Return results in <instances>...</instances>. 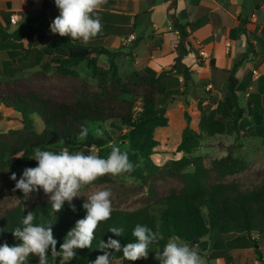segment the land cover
<instances>
[{
  "label": "trees",
  "instance_id": "obj_1",
  "mask_svg": "<svg viewBox=\"0 0 264 264\" xmlns=\"http://www.w3.org/2000/svg\"><path fill=\"white\" fill-rule=\"evenodd\" d=\"M188 26L196 29L199 23L184 24L179 19H174L173 28L180 33L181 40L173 66L168 71L160 72L147 67L146 71L150 76L147 81L155 79L156 83H148V86H141L136 90L121 89L122 80L118 76L115 61L118 52L103 46H82L63 42V40L50 42L49 46L37 48L36 63L43 64L42 61L46 56H55V61L65 67L76 66L88 60L95 73L99 75V83L96 87L92 90H82L46 84L36 86L27 79L17 80L15 86L9 84L3 86L6 94L0 95V101L15 106L25 115L24 125L27 129L35 128L34 119L28 117L30 111L40 116L44 122L42 133L30 140L29 146L32 151L56 147L60 150L67 148L74 153L80 151L82 147L89 149L93 146H103L106 139L95 137L90 130L84 141L78 140L80 129L85 126L89 129V122L120 120L130 126L125 139L130 141L131 150L122 151L128 153L133 170L126 173L140 180L141 185L147 187V196L139 207L113 208L110 219L98 224L92 247L77 249V256L68 261L71 264H91L98 255L103 254L97 248L99 242L101 240L106 242L109 236L120 239L122 245L133 242L135 237L132 236V230L137 224L147 225L153 231L159 232L162 237L158 243L150 246L149 253L153 252L154 246H158L162 251L163 246L172 237H179L192 246L196 244L199 246L202 239L207 236L212 238L217 235L239 233L246 234L259 250V243L252 237V234L255 232L264 237V182L250 188L242 187L236 175L248 169L249 165L246 160L229 152L220 159H214L210 165L206 164L203 156H182L162 167L152 159L155 148L159 145L154 129L157 126H166L171 121L168 116H165L164 102L166 101L163 96L169 89L171 74L176 71L184 76L186 82L190 79V68L183 62L184 57L192 51ZM20 34L21 36L24 34L23 28L13 33L2 32L4 39H18ZM231 36L235 38L237 30H233ZM251 51H254V44L249 38L247 52L236 67L248 57ZM103 54L109 56L108 69H100V64L104 61L99 57ZM211 64L214 66V62L211 61ZM235 69L228 70V91L224 105L229 110H236L238 117L234 125L229 124L223 116L216 117L208 126L210 135L237 131L238 118L243 117V108L239 104L238 79L234 75ZM125 93L142 95L143 109L137 118L134 117V99L122 97ZM185 117L188 124L183 130L182 141L176 149L177 153H189L201 146L200 140L190 134L191 117L187 111H185ZM8 146L9 142L0 140V177L4 175L11 182L10 186L6 185L8 190L5 191L0 183V199L5 194L11 196L22 193L21 190L15 188L16 181L11 178L13 173H7L4 169L3 157ZM36 164V160L23 161V169L15 173L17 179L26 167H35ZM191 166L194 170L186 171ZM104 177L106 176L98 177L84 188L101 183ZM85 201V199L72 201L76 205V211H73L66 202L64 208L57 213L52 211L48 199H36L30 207L22 201L11 207L0 206V229L3 230L0 232V244L5 241L9 245L20 243L13 236L12 230L20 226L24 214L33 212L34 223L44 225L51 223L54 238L58 241L57 252L51 253V248L48 251V264H61L63 260L59 252L60 245L76 221L85 216L86 213L82 207ZM112 226L122 227L123 236L116 237L108 232ZM36 256L31 255L29 259ZM216 257L225 258L227 264H230L232 258L227 248H220L209 254V258ZM260 257L264 261L261 251ZM121 258L125 259L122 251L113 252L111 261ZM25 264L28 262L26 261Z\"/></svg>",
  "mask_w": 264,
  "mask_h": 264
},
{
  "label": "crops",
  "instance_id": "obj_2",
  "mask_svg": "<svg viewBox=\"0 0 264 264\" xmlns=\"http://www.w3.org/2000/svg\"><path fill=\"white\" fill-rule=\"evenodd\" d=\"M96 12L101 18V32L87 43L69 37L71 43L103 46L110 50L133 46L135 63H146L159 72L163 68H171L178 55L181 35L173 28L174 19L184 24L199 23L196 29L188 26L192 51L184 57L183 62L190 68V79L186 82L182 74L174 71L168 90L179 88L186 94L185 102L189 110H198L200 105L204 107L207 130L216 118L213 116L210 119V116L219 107L218 95L223 92L227 94L228 70L235 69L244 57L248 39L251 38L254 51L249 52L248 57L236 67L234 75L238 79L240 106L249 111H257V118L261 120L260 115L264 113V0H105ZM14 14H19L20 21L27 22V27L35 31L30 37L39 46L46 45L44 35H55L50 31V24L59 15V9L54 0H0V71L7 66L9 68V61L18 53L20 41L4 39L2 36L3 31L13 33L18 29L19 24L11 20ZM233 30H237L235 38L231 36ZM33 53H29L31 56L26 58L36 59V50ZM242 95L246 105H241ZM174 96L178 97V94ZM177 102L181 101L175 99L171 104ZM209 109L211 112H208ZM198 116L202 118L201 110ZM252 237L259 239L258 249L264 253V237L259 233H253ZM194 246L204 258L205 264H227L225 258H209L210 253L220 248L230 250V264H264V261H252L254 245L244 233L212 238L207 236L199 246ZM156 252L153 249L155 257ZM111 264L134 262L121 258L113 259ZM144 264L159 263L148 261Z\"/></svg>",
  "mask_w": 264,
  "mask_h": 264
},
{
  "label": "rangeland",
  "instance_id": "obj_3",
  "mask_svg": "<svg viewBox=\"0 0 264 264\" xmlns=\"http://www.w3.org/2000/svg\"><path fill=\"white\" fill-rule=\"evenodd\" d=\"M20 20L15 24H19L18 29H24V34H22V36L20 34V38L17 37L18 39H15L20 41L18 42L19 44L17 47L18 53L15 57H13V60L9 61V68L7 66L5 70L0 71V95L6 94L3 90L4 84L15 86V82L19 79L30 80L36 86H38V84H46L66 86L68 88H80L82 90H92L98 85L99 75L95 73L92 64L88 60H84L76 66L66 67L59 65L54 59L55 56H46L42 61L43 64L36 63L34 58L28 60L25 57L26 54L30 52L31 55H34L35 53L33 52H35L39 46L41 48L46 47L50 45V42H56L59 40H63V42L67 43H70V41L68 36H60L59 34L51 36L42 35L47 40L46 45L36 46L30 37L35 31L27 27V22ZM40 36L41 35H39V37ZM43 37L41 39H43ZM134 50L135 47L133 46L112 50L118 52L115 61L118 67V76L122 80L121 89L123 90H136L138 87L148 86V83H156L155 79H150L149 82L147 81L150 76L146 71V68L148 67L146 63H135ZM31 55H29V57ZM99 58L104 61L100 64V69H108L109 56L103 54ZM164 70L168 71L170 68H163L161 71ZM174 94H178V97H175ZM225 94L226 93L223 92L222 95H218L220 104L214 113L212 112L213 114L210 116V119L213 116H223L229 124L234 125L238 115L236 110H229L227 106L224 105ZM163 96L166 101L164 102V108L166 109L165 116H168L171 121L166 126H157L154 129L155 138L159 141V145L155 148L154 154L152 155V159L156 164L165 167L169 165L172 160L182 156H203L206 164L210 165L214 159H220L228 155L229 152H232L236 157L246 160L249 165L247 170L236 175L239 182L242 183L243 188H250L264 182V113L260 115L261 120L259 121L257 118V111H249L243 108V117L240 119L238 118L236 123L237 131L210 135L205 124L206 120L204 114L206 110L203 109L204 107H201L200 105L198 110H189L185 102L187 95L179 88L167 90ZM122 97L134 99V117L137 118L140 115V111L143 109L142 95L125 93ZM175 99H179L181 102L171 104ZM240 102L241 105H246L244 95L240 96ZM200 110L203 115L201 119L198 116V111ZM185 111L192 116L190 134L200 140L201 146L191 150L189 153H177L176 149L182 141L183 130L188 124V120L185 117ZM209 111L211 112L210 109L208 112ZM24 117L25 115L17 110L15 106L10 104L7 105L0 101V140H6L9 142L8 149L5 151V155L3 157V165L7 173L9 172L10 174L20 172L24 167L22 165L23 161L35 160L30 157L34 155L37 149L32 151L29 143L31 138L40 135L44 129L43 120L33 111L28 113V117L34 119V129L29 130L25 127ZM88 127L90 132L95 137H104L106 139V143L103 146H93L89 149L82 147L80 151H83L85 154L94 153L102 158H107L111 152L112 146H118L121 150H131L130 141L125 139V136L130 130V126L125 125L120 120L89 122ZM98 131L103 134L97 135ZM79 141L81 142V140ZM44 150L54 152L61 151L56 147ZM64 150L68 149L65 148ZM193 170L194 167L191 166L186 171ZM105 176L106 177L103 178L101 183H95L82 189V193L74 199L86 200L87 197L93 193L108 189L112 193L110 198L112 201V208L133 209L143 204L144 198L147 196V187L142 186L140 180L129 176L126 172L118 175L106 174ZM0 183L2 184L4 191L8 190L6 188L7 184L9 186L11 185L10 180L6 179L4 175L0 177ZM36 199H48V197L42 190L38 193L33 192L29 197H25L23 192L19 195L11 196L5 194L0 199V206L11 207L22 201L27 205V207H30L31 203ZM175 238L179 239L181 242L188 243L182 238ZM251 242L256 249L257 246L253 241ZM257 242L260 245L259 239ZM254 246L252 251V261H262L260 251L262 258L264 255V253H262L263 251L260 249V251L255 250ZM153 249L157 250V253L159 252L158 246H154ZM152 257H154V259H152ZM148 261H151L152 263H159L155 256H153V252L149 253L146 259L142 258L133 262L134 264H144ZM27 262L28 264H39V257L36 256L31 258ZM61 264H64V262ZM65 264L71 263L65 262Z\"/></svg>",
  "mask_w": 264,
  "mask_h": 264
},
{
  "label": "clouds",
  "instance_id": "obj_4",
  "mask_svg": "<svg viewBox=\"0 0 264 264\" xmlns=\"http://www.w3.org/2000/svg\"><path fill=\"white\" fill-rule=\"evenodd\" d=\"M54 2L59 9V15L50 24V31L53 34L87 43L101 32L103 26L96 10L105 0H54ZM88 134L89 129L86 126L82 127L78 139L84 141ZM102 134L97 132V135ZM30 158H34L37 164L35 167H26L19 179L13 173L11 178L16 181L15 188L21 190L25 197L42 190L48 197V203L51 204L54 213L62 210L66 202L73 211H76V205L72 201L82 193L84 186L98 177L133 170L128 153L118 146H112L107 158L94 153L85 154L83 151L73 153L68 150L54 152L41 149H37ZM111 196V191L104 189L87 197L82 205L85 216L76 221L60 245L59 252L64 264L77 256V249L92 247L98 224L110 219L112 215ZM34 220L33 212L24 214L20 226L12 230L13 236L20 243L9 245L5 241L0 244V264H25L31 255L39 256V264H48V251L51 248V253H56L58 241L54 238L51 223L38 224L34 223ZM2 231L0 229V232ZM108 232L121 237L124 229L112 226ZM132 236L135 240L124 245L120 239L111 236L106 242L101 240L97 248L103 254L98 255L91 264H111L113 252L119 251L123 252L124 258L128 261L146 259L150 246L162 238L159 232L143 224L134 227ZM155 258L159 264H205L204 258L195 246L181 242L175 237L169 238L162 251L158 254L156 252Z\"/></svg>",
  "mask_w": 264,
  "mask_h": 264
},
{
  "label": "built area",
  "instance_id": "obj_5",
  "mask_svg": "<svg viewBox=\"0 0 264 264\" xmlns=\"http://www.w3.org/2000/svg\"><path fill=\"white\" fill-rule=\"evenodd\" d=\"M21 16L19 14H14L12 15V22L13 23H17L20 20ZM203 55L205 54V52H201ZM254 73H257V70H254Z\"/></svg>",
  "mask_w": 264,
  "mask_h": 264
}]
</instances>
